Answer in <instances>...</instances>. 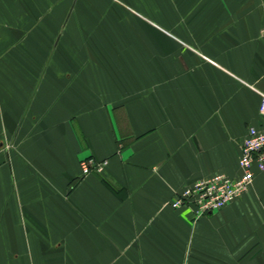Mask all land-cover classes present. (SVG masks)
<instances>
[{"label":"crops","instance_id":"obj_1","mask_svg":"<svg viewBox=\"0 0 264 264\" xmlns=\"http://www.w3.org/2000/svg\"><path fill=\"white\" fill-rule=\"evenodd\" d=\"M264 0H0V264H264ZM106 161L82 175L80 162Z\"/></svg>","mask_w":264,"mask_h":264},{"label":"built area","instance_id":"obj_2","mask_svg":"<svg viewBox=\"0 0 264 264\" xmlns=\"http://www.w3.org/2000/svg\"><path fill=\"white\" fill-rule=\"evenodd\" d=\"M258 113L264 116V94H260ZM81 174L102 173L106 161L83 160L79 164ZM240 175L231 179L223 174L196 181L177 192L170 207L177 210L190 207L195 219L223 209L244 195L255 177L264 171V124L250 126L240 146L238 158Z\"/></svg>","mask_w":264,"mask_h":264}]
</instances>
